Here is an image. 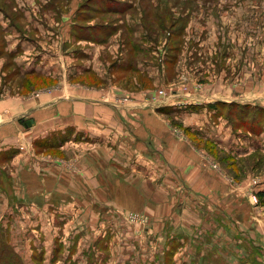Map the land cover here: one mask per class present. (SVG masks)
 Returning a JSON list of instances; mask_svg holds the SVG:
<instances>
[{"label":"rangeland","instance_id":"374dc122","mask_svg":"<svg viewBox=\"0 0 264 264\" xmlns=\"http://www.w3.org/2000/svg\"><path fill=\"white\" fill-rule=\"evenodd\" d=\"M5 5H11L7 7L11 24L30 25L31 30L26 32L27 45L34 48L33 53L38 50L39 56L45 52L43 58L49 59L46 64L53 67L51 76L68 78L73 73L67 80L70 83L92 84L98 88L109 85L117 99L115 103L120 104L137 105L140 98L137 95L143 93L144 99L137 105L141 114L153 107H162L159 94L169 87L182 92L204 91L208 96L216 92L227 94V88L231 87L230 94L243 100L242 94L260 91L254 90L257 83L264 86V0H0V6L5 8ZM106 7L126 9L111 12L105 11ZM71 18L73 24L81 25L76 28L91 33L95 40L109 33L119 37L118 45L107 46L82 38L85 43L82 52L91 54L90 50L94 49L99 55L94 62L91 57L78 58L75 62L93 67L97 74H82V65L72 63L71 53L76 45L65 42L67 33L70 34ZM135 41L146 48L145 55L138 59L148 64L147 75L114 72L112 62L118 57L117 63L123 64L124 57L136 50ZM109 67L110 72H105ZM73 69L78 71L77 75ZM6 72L9 69L3 74ZM5 76L7 88L1 89L0 94H27L31 87L49 82L38 76ZM162 76L167 85L162 84ZM250 83L253 90H249ZM21 86L27 88L18 90ZM253 100V105L264 108V96ZM153 102L157 106H152ZM246 110L249 113L245 119L252 114L262 116L259 107ZM180 119L167 125L178 141H184L191 155L202 157L199 167L222 208L220 223L211 216L206 225L195 227L187 225L185 220L170 218L154 231V219L139 211L131 201L105 202L102 196L105 187L100 195L96 192L100 187L87 186L83 167L71 160L68 150L66 154L35 145V151L42 150L43 157L34 150L28 152L27 147L21 161L6 164L0 171V217L10 215L16 220L12 241L22 258L30 262L35 252L29 245L41 246L37 251L50 248L56 235L59 239L55 245L61 248L56 264H69L74 254L77 262L85 261V255L89 254L97 264H248L249 261L263 264L264 129L263 137L255 138L257 142L246 137L237 145L233 143L237 152L243 151L238 147H251L238 155L235 151L232 153L234 148L222 149L210 139L193 134L190 128L194 122ZM199 122L206 126L202 119ZM58 137L73 139L69 132ZM78 140L86 138L78 135ZM55 155L62 161L53 159ZM60 167L66 172L60 171ZM76 179L83 186L74 185ZM76 188L84 194H75ZM178 196L183 197L181 193ZM187 201L193 203L189 198ZM17 208L23 211L17 212ZM32 213L42 214L40 224L28 218ZM43 216L51 225L47 233L39 230ZM6 229L4 238L10 243L11 233L9 227ZM50 249L43 250L46 264L52 254Z\"/></svg>","mask_w":264,"mask_h":264},{"label":"crops","instance_id":"0c3cea01","mask_svg":"<svg viewBox=\"0 0 264 264\" xmlns=\"http://www.w3.org/2000/svg\"><path fill=\"white\" fill-rule=\"evenodd\" d=\"M8 6L11 7V5H5V8L0 6V90L3 91L7 88L5 82L7 74L21 78L38 76L49 82L39 84L36 88L31 87V91L27 94H10L8 92L0 94V171L6 164L12 165L21 161L27 147L28 152L34 150L36 154L42 153V150L35 151L36 141L50 137L58 143L51 150L58 149L65 153L68 150L71 160L75 161V164H81L86 174L85 184L87 186L100 187L99 190H96L100 195L102 187H105L102 192L105 202L114 199L125 203L131 201L139 211H144L154 219V231L162 227L170 218L185 220L187 225H195V227L206 225V220L211 216L217 220V223H220L222 221L220 209L222 208L220 202L211 194V186L204 171L199 167V160L202 157L191 155L184 146V141H178L173 136L167 123L172 120H183L180 118L191 120V123L194 122L190 128L193 134L210 139L222 149L234 148L232 153L237 152L233 143L237 145L238 142L247 138L257 142L256 139L260 138L261 132L255 135L234 132L222 114H218L217 103L239 102L243 105H253V97L264 96V86L257 83L256 89H254L253 84L250 83L249 90L260 91L256 93L251 91L247 95L242 94L243 100H239V96L234 97L230 94L232 93L231 87L227 88V94L216 92L210 96L203 94L204 91L182 92L170 87L163 88L165 93L163 96H159L162 107H153L150 111H142L141 114L139 112L141 109L137 108V105L142 103L143 93L137 95L140 96L137 105L135 103L120 104L115 103L117 99L110 92L109 85L98 88L92 84L89 86L75 82L70 83L67 80L73 73L68 78L51 76L53 67L46 64L49 59L43 58L45 52L39 56L38 50L33 53L34 48L31 49L27 45L29 41L26 32L31 30L30 25L26 23L15 27L16 22L11 24L10 16L7 14ZM21 10L23 11L22 8ZM53 14L55 13L53 12ZM70 23V34L66 30L67 39L65 42L73 47L76 45L72 49V53L70 52L74 57L72 63L82 65V70H80L82 74L99 73L87 64L75 62L78 58L87 60L90 57L94 62L99 53H96L94 49L90 50L91 54L87 51L82 52L84 40L75 37L73 32L79 29L75 26L81 25L73 24L72 18ZM130 36L131 34L128 39ZM97 41L99 42L95 44H102V46L118 45L119 37L111 36L109 33ZM39 44L41 45L40 40ZM134 45L136 50L131 55L124 57L123 64L117 63L118 57L112 62L114 72H137L144 76L147 75L148 64L138 59L145 55L146 48L139 41H135ZM77 48L78 50H76ZM7 69H9V73L3 74ZM73 71L77 75L78 71L75 69ZM105 72H110V67ZM250 76L252 77V73ZM104 80L107 85L106 78ZM162 81V84L167 85L163 76ZM19 88L26 89L27 86L17 87L18 90ZM166 107L171 109L168 113L164 114L159 111ZM200 119L202 122L205 121L206 126L200 125L202 124L199 122ZM26 123L29 126L26 127ZM66 132H69L73 139L63 140L58 137L61 133ZM78 135L86 140L79 141ZM246 135H252V137ZM238 148L245 152L251 147ZM11 151L14 152L11 154ZM242 152L237 153L242 155ZM40 155L42 156V154ZM53 159L62 161V158L57 155ZM43 160L47 162L46 159ZM57 165L61 166L60 163ZM62 169L60 167V171ZM60 177L61 172L57 178L60 179ZM73 184L83 186V183L77 179ZM218 187L220 189L222 184ZM180 193L182 198L178 196ZM75 194L82 196L84 191L76 188ZM87 194L91 195L90 190H87ZM188 198L193 201L192 204L187 201ZM16 211H23V209L17 208ZM20 217L23 218L24 215L20 214ZM28 218H33L37 224H40L42 214L32 213ZM26 221H30V219H26ZM0 223L5 228L9 227L10 244L18 252L12 241L16 220L10 215L1 216ZM50 227L47 218L43 216L42 229L39 230L47 233L48 229H51ZM219 230L218 233H220ZM36 232L42 236L39 231ZM57 239L59 237L53 235L52 245L53 243L54 245L50 247L51 249L42 247L43 249L40 250L50 249L52 252ZM31 244L29 247L32 250L41 247ZM76 259L74 254L73 259L71 257L72 264H87V258L83 262H77ZM45 262L44 258L43 263L46 264ZM251 263L252 261L248 262V264Z\"/></svg>","mask_w":264,"mask_h":264},{"label":"trees","instance_id":"16d2710c","mask_svg":"<svg viewBox=\"0 0 264 264\" xmlns=\"http://www.w3.org/2000/svg\"><path fill=\"white\" fill-rule=\"evenodd\" d=\"M114 9H110L109 7L104 8L105 11H111V12H124L122 10H125V7H121V8H116L113 7ZM117 9H121V10H117ZM78 30L80 31H74V35L79 37L80 39H91V40H95V37L91 35V33H85L82 32V28H79ZM97 41V40H95ZM134 48L135 45H133ZM218 114H222V117L225 118L227 120V122L229 123V125L231 126L232 130L234 132L237 131V133L239 132H243L244 134L246 133H251L253 135L255 134H259L260 132L263 131L264 127H262V125L264 124V108L260 107L258 105H243V104H238V103H225V102H218ZM209 107H211L210 105H208ZM227 107L228 109L226 110ZM256 107L260 108L259 113L262 114V116H256L253 115L249 116L247 119H245L248 116V113L246 109H250L252 111V109L254 110ZM171 109H169L168 107L166 108H161L159 109L160 112L162 113H168ZM237 127H241V129L239 130ZM57 142H55L52 138L47 137L46 139L40 140L36 142V146L37 148L40 149H44V148H48V149H53L54 147L57 146ZM14 151H11L10 153L12 154ZM0 264H34L33 262H36L38 264H44V252L43 250H38L37 249H33V252H35V257H31L30 262H26L22 256L15 251V249L11 246V244L7 240L4 238V232H7V229L5 227L2 226V224L0 223ZM8 233V232H7ZM57 241V240H56ZM61 244V243H60ZM61 248L58 247V245L54 246L53 250H52V254L50 257V264H54L57 260V255L60 253ZM89 255V254H88ZM88 255H85L87 258V264H97V262H95L93 260V258H89ZM66 259V258H65ZM69 264H72V262H69Z\"/></svg>","mask_w":264,"mask_h":264},{"label":"built area","instance_id":"2783aa9c","mask_svg":"<svg viewBox=\"0 0 264 264\" xmlns=\"http://www.w3.org/2000/svg\"><path fill=\"white\" fill-rule=\"evenodd\" d=\"M159 95L163 96V95H164V92H162V93L159 94ZM130 104H132V103H130ZM152 106H157V102H153V103H152Z\"/></svg>","mask_w":264,"mask_h":264},{"label":"water","instance_id":"95a60500","mask_svg":"<svg viewBox=\"0 0 264 264\" xmlns=\"http://www.w3.org/2000/svg\"><path fill=\"white\" fill-rule=\"evenodd\" d=\"M27 124V123H26ZM28 125V124H27ZM29 126V125H28Z\"/></svg>","mask_w":264,"mask_h":264}]
</instances>
